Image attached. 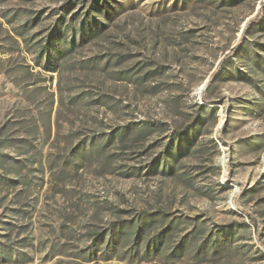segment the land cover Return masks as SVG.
<instances>
[{"label":"rangeland","instance_id":"1","mask_svg":"<svg viewBox=\"0 0 264 264\" xmlns=\"http://www.w3.org/2000/svg\"><path fill=\"white\" fill-rule=\"evenodd\" d=\"M68 1L0 0V264H264V0H108L47 71Z\"/></svg>","mask_w":264,"mask_h":264},{"label":"trees","instance_id":"2","mask_svg":"<svg viewBox=\"0 0 264 264\" xmlns=\"http://www.w3.org/2000/svg\"><path fill=\"white\" fill-rule=\"evenodd\" d=\"M74 1L70 0L63 6V12L59 19L57 20L52 32L41 41H37L35 46H37V57L40 59L39 64L42 65L47 71L55 72L58 70L60 64L70 55H72L77 46L81 43L88 42L94 39L96 36L100 35L104 28L107 26L105 22L99 20L100 17L107 18L108 14L106 5L109 4L108 0H92L91 5L82 13H74L70 17L67 15L69 10L74 8ZM68 6V8H67ZM261 20V19H260ZM261 22V21H259ZM258 24V22H256ZM27 25H22L21 29H25ZM248 30V29H247ZM22 34V32L20 33ZM246 34V33H245ZM22 36V35H21ZM242 45L235 49L234 54H238L239 50L242 49ZM256 62H260L258 55H255ZM224 64L222 63L221 66ZM207 101V100H206ZM195 130L189 132V130L177 132L172 135L171 147L172 150L175 149L176 145L179 147L182 142H186V139L190 134H194ZM174 152V150H173ZM173 152L170 156L173 157ZM163 216H166L163 214ZM140 219L142 224L135 226L136 233L139 234L143 227L149 225L153 219H148L147 213H141ZM155 220V219H154ZM123 225V224H122ZM121 225V226H122ZM132 224L127 226H122V228H131ZM114 230V229H113ZM189 239L194 235L192 232L188 233ZM213 238L206 240L202 245L199 246L197 252L203 255L209 253H216L220 250L222 245L221 231H217L212 235ZM157 242H162L161 235H158ZM157 247L153 245V251L157 250ZM147 252L149 250L147 249Z\"/></svg>","mask_w":264,"mask_h":264}]
</instances>
